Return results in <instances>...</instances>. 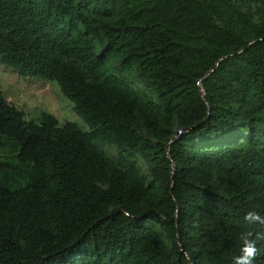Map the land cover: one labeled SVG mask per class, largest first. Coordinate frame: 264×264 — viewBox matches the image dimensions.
<instances>
[{
    "label": "trees",
    "instance_id": "trees-1",
    "mask_svg": "<svg viewBox=\"0 0 264 264\" xmlns=\"http://www.w3.org/2000/svg\"><path fill=\"white\" fill-rule=\"evenodd\" d=\"M0 64L86 127L0 90V264H233L264 233V0H0Z\"/></svg>",
    "mask_w": 264,
    "mask_h": 264
},
{
    "label": "rangeland",
    "instance_id": "rangeland-1",
    "mask_svg": "<svg viewBox=\"0 0 264 264\" xmlns=\"http://www.w3.org/2000/svg\"><path fill=\"white\" fill-rule=\"evenodd\" d=\"M111 66L116 69L115 64ZM123 77L135 91L155 102L154 95L145 89L134 77L127 75H123ZM0 90L12 106L24 113L25 119L28 121L42 111L51 114L59 124L66 121L73 122L82 130H86L82 121L75 114L73 105L62 96L54 82L20 77L15 71L0 64ZM185 134L186 130H182L178 135ZM187 139L192 140L189 137ZM98 146L112 161L123 167L133 164L145 181L150 180L145 164L138 156L128 153L119 155L111 145L98 144ZM149 223L153 225L156 231L162 233V226L159 222L149 221Z\"/></svg>",
    "mask_w": 264,
    "mask_h": 264
},
{
    "label": "clouds",
    "instance_id": "clouds-1",
    "mask_svg": "<svg viewBox=\"0 0 264 264\" xmlns=\"http://www.w3.org/2000/svg\"><path fill=\"white\" fill-rule=\"evenodd\" d=\"M245 220L249 224L264 225V216L254 210H249L245 214ZM239 239L241 242L240 254L234 258L233 264H255L260 252L257 244L259 241L264 240V233L246 231L240 234Z\"/></svg>",
    "mask_w": 264,
    "mask_h": 264
},
{
    "label": "water",
    "instance_id": "water-1",
    "mask_svg": "<svg viewBox=\"0 0 264 264\" xmlns=\"http://www.w3.org/2000/svg\"><path fill=\"white\" fill-rule=\"evenodd\" d=\"M181 131H182L181 129L177 130V134H179Z\"/></svg>",
    "mask_w": 264,
    "mask_h": 264
}]
</instances>
